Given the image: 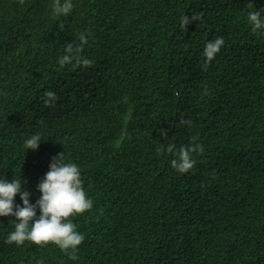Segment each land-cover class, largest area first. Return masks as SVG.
Returning a JSON list of instances; mask_svg holds the SVG:
<instances>
[{
    "label": "trees",
    "instance_id": "16d2710c",
    "mask_svg": "<svg viewBox=\"0 0 264 264\" xmlns=\"http://www.w3.org/2000/svg\"><path fill=\"white\" fill-rule=\"evenodd\" d=\"M52 3L0 0V180L20 178L35 205L63 153L93 208L70 217L76 260L8 244L15 218L0 216V264H264V30L247 21L264 0H73L60 17ZM82 32L92 65L61 68ZM193 142L184 174L156 151Z\"/></svg>",
    "mask_w": 264,
    "mask_h": 264
},
{
    "label": "clouds",
    "instance_id": "9594fccd",
    "mask_svg": "<svg viewBox=\"0 0 264 264\" xmlns=\"http://www.w3.org/2000/svg\"><path fill=\"white\" fill-rule=\"evenodd\" d=\"M23 2L24 0H20L21 4ZM52 10L56 17L69 16L73 10V0H53ZM192 19L196 20L198 17L193 16ZM247 21L252 26L253 32L264 30V16L260 11H250ZM189 23L191 21L185 16L181 26L186 27ZM60 27L62 28L63 25ZM78 40L80 42L78 46L72 43L67 44L65 54L58 60L61 68L66 65H72L73 68L92 65L93 61L82 55L84 46L88 44V34L80 33ZM223 45L222 37L209 41L205 45L203 53L205 69ZM44 97L45 107L54 105L57 100L56 94L52 91H46ZM181 123L190 125V121L181 120ZM161 135H166V133L161 132ZM41 140L39 134L26 139L24 142L26 151L36 150ZM156 151L158 155L162 151L173 154L175 158L170 161L171 167L184 174L195 166L196 160L193 154L203 152V146L193 142L189 146H182L178 151H174V145L168 144L166 150L161 147ZM49 169L38 185L41 196L35 205L29 202L30 193L23 190L24 182L20 178H14L11 182L7 179L0 180V216L15 218L14 231L9 233L6 242L21 246L28 241L41 247L51 243L58 246L70 259L76 260L78 259V247L85 237L77 231L70 217L91 211L93 201L84 191L80 169L74 163H65L63 153L52 158ZM17 194L23 202L22 207L14 204ZM37 208L40 210L39 218L36 214Z\"/></svg>",
    "mask_w": 264,
    "mask_h": 264
}]
</instances>
